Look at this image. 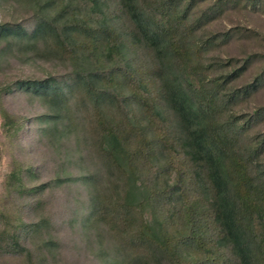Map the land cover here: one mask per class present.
Listing matches in <instances>:
<instances>
[{"label":"rangeland","instance_id":"rangeland-1","mask_svg":"<svg viewBox=\"0 0 264 264\" xmlns=\"http://www.w3.org/2000/svg\"><path fill=\"white\" fill-rule=\"evenodd\" d=\"M162 1L134 3L148 7ZM195 2L194 18L207 6L219 3L221 8L212 17L200 20L195 35V25H185V36L191 43L194 38L202 43L213 40L200 53L188 47L193 52L192 62L198 65L196 77L206 68L207 73L200 77L203 83L216 82L221 90V100L209 107V123L222 132L221 136L229 135L235 150L244 151L264 135V112L260 122H252L244 136L240 137L239 131L246 116L264 108V85L249 97L240 96L229 103L224 100L235 89L264 76V0ZM120 3L121 0H99L95 8L82 5L81 0H64L56 8L68 6L57 27L70 26L73 32L69 39L46 29L30 44L9 48L0 42V264H123L125 257L126 264L130 260L140 264L145 256L149 264L150 259L160 264L200 262L201 254L179 240L187 231L184 207L174 197L164 195V190L175 184L176 173L167 170L166 157L152 140L151 125L162 131L174 148L181 146L183 135L154 81V76L159 75L158 61L129 16L119 10ZM170 10L176 29L169 34L173 38L176 35L178 41L184 23L182 11L175 7ZM38 22L30 0H0V25H19L30 35ZM217 34L221 36L216 40L213 37ZM224 34L230 38L222 44ZM109 41L144 85V104L140 102L142 96L136 97L133 87L118 71L99 79L96 85L113 88L123 96V109L114 101L98 102L76 80L78 71L111 66L105 50ZM249 55L256 57L242 76L223 83V78ZM174 73H178L176 68ZM48 78L68 86L55 132H49L52 122L43 123L52 116L54 105L19 86L21 82ZM232 117L241 120L232 125ZM110 132H115L119 141L112 151L114 157L105 145V136ZM260 162L264 164V155ZM182 164L188 172L185 177L201 194L200 213L209 216L206 177L201 166L191 167L187 157ZM126 190L128 200L124 198ZM124 200L133 207L125 215L126 228L118 223ZM105 208L108 212L101 220ZM158 224L168 232L159 229ZM130 230L136 236L131 251L120 243V238L126 244L132 241ZM11 236L18 238L31 258L26 253L16 255L6 246ZM150 238L154 245L147 244ZM212 242L214 251L223 245L218 234L216 242Z\"/></svg>","mask_w":264,"mask_h":264},{"label":"trees","instance_id":"trees-1","mask_svg":"<svg viewBox=\"0 0 264 264\" xmlns=\"http://www.w3.org/2000/svg\"><path fill=\"white\" fill-rule=\"evenodd\" d=\"M62 1L64 0H30V3L35 7L39 21L37 28L29 35L19 25L2 24L0 25V42H4L9 48L13 45H24L25 42L30 44L46 29H51L59 38L69 39L73 32L72 28L67 25L57 27L63 20L64 10L68 7L65 5L66 7L57 10L58 4ZM185 1L186 3L181 9ZM81 4L96 8L99 6V0H81ZM170 7L181 10L183 15L182 35L178 36V41H176V35L173 38L169 34L171 30L176 29L171 19L172 9L170 10ZM195 7V0H163L148 7L144 5L138 7L134 0H121L119 4V10L129 16L145 46L154 53V58L158 61L159 75L154 76V81L159 84L161 99L177 118L178 128L183 135L181 146L174 148L163 132L154 129V124L151 125L153 127L152 140L160 146L165 155L167 170L176 173L175 184L166 188L164 195L169 199L174 197L181 208L184 207L187 231L179 237V240L183 245L189 246L193 252L201 254L199 264H264V164L260 162L264 155V135L259 138L260 140L252 142L248 149L237 151L230 144L229 135L224 133V136H221L222 132L214 125H210L209 107L221 100V90L217 87L216 82L203 83L200 77L207 73L206 68L203 67L196 77L198 65L195 66L192 62L193 52L188 47L192 46L200 53L207 49L213 40H206L202 43L194 38V43H191V40L186 39L185 25L188 27L195 25L192 29L195 35L200 27V20L212 17L221 8H219V3L207 6L199 17L194 18L192 12ZM190 16H192L191 20ZM220 36L217 34L213 38L217 40ZM229 38L224 34L221 43H225ZM116 49L117 46L109 41L105 50L111 66L94 68L92 71L88 69L78 71L76 80H79L78 82H81L88 90L90 97L95 96L98 102L114 101L119 108L123 109L125 108L123 96L113 88L96 85L99 79L107 78L112 71H118L133 87L136 97L142 96L140 102L144 104L147 95L144 85L127 66L125 60L120 59L119 49L118 52ZM181 49L186 50L181 52ZM255 57L256 55L247 56L239 67L233 68L223 78V83H232L242 76ZM175 68L177 74L174 73ZM263 85L264 76L255 77L252 83L235 89L227 95L224 102H233L240 96L249 97ZM19 86L54 105V108L52 106V116H47V121L43 120V123L52 122L53 126L50 125V130H48L55 132L57 130L55 122L61 119V112L67 101L65 90L68 86L58 84L53 78L37 82H21ZM263 112L264 108H257L253 115L246 116V119L241 121L240 137L252 128V122H260ZM230 120L233 122L232 125H236V122L241 118L232 117ZM105 138L106 150L114 157L116 154L112 151L116 145L119 146L115 132L107 133ZM236 154H239V157H235ZM186 157L191 167L196 168L197 165H200L205 174L206 192L209 197L207 200L209 216L200 213L201 194L190 184L189 178L185 177V173L188 176V172L184 170L182 163L185 162ZM124 198L129 199L128 190H126ZM120 208L118 223L121 227L126 228L128 224L125 215L133 207L124 200V204ZM107 212V208H105L101 220L104 215H107ZM180 212L182 213V211ZM112 219L113 217L110 218V220ZM158 225L159 229L166 231L160 226L161 224ZM158 232L156 231V233ZM131 233L130 230L132 241L129 244L124 243L122 241L124 239L120 238L121 245L124 244L130 251L134 250L136 239V236ZM216 234L223 242L218 251H214L212 242H216ZM153 237L157 238V235ZM9 240L10 242L6 246L14 249L16 255L26 253V256L31 258L32 254L20 246L16 236H11ZM154 243L155 241H152L151 238L147 242L150 246ZM162 249L166 256L168 254L166 249ZM174 249L176 248L174 247ZM126 260L127 257L122 263L126 264ZM150 262H152L151 264H160L161 261L150 259ZM128 264H132L131 260ZM140 264H149V257H143Z\"/></svg>","mask_w":264,"mask_h":264}]
</instances>
